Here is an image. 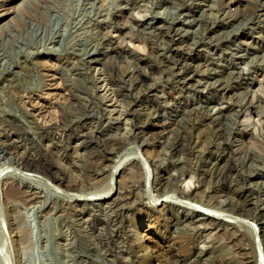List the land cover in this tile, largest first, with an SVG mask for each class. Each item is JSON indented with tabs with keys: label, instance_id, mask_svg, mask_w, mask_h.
I'll return each instance as SVG.
<instances>
[{
	"label": "rangeland",
	"instance_id": "rangeland-1",
	"mask_svg": "<svg viewBox=\"0 0 264 264\" xmlns=\"http://www.w3.org/2000/svg\"><path fill=\"white\" fill-rule=\"evenodd\" d=\"M262 218L264 0H0V264H264Z\"/></svg>",
	"mask_w": 264,
	"mask_h": 264
},
{
	"label": "bare ground",
	"instance_id": "bare-ground-1",
	"mask_svg": "<svg viewBox=\"0 0 264 264\" xmlns=\"http://www.w3.org/2000/svg\"><path fill=\"white\" fill-rule=\"evenodd\" d=\"M173 31V30H172ZM175 36V35H174ZM179 59V58H178ZM91 60V59H90ZM181 64H183V63H181ZM187 64V63H186ZM213 117V116H212ZM6 135V134H5ZM179 140V139H178ZM177 143V142H176ZM124 145H125V142H122V143H120V145H119V147H118V149L117 150H120L121 148H123L124 147ZM230 146V145H229ZM227 147V146H226ZM227 149V148H226ZM230 150V149H229ZM233 151V150H232ZM133 154V153H132ZM228 158H226L225 160H227V162L226 161H224V162H226L225 164H224V166L221 168L222 169V171L221 170H219V171H221V172H219L220 174L222 173V176H224V175H226L227 176V172H228V170H230L231 168H233V164H234V162H232V157L230 158V154H229V151H228ZM22 156V155H21ZM132 156V155H131ZM107 157V156H106ZM134 157H136V156H134ZM226 157H227V155H226ZM105 158V157H104ZM108 159H110L112 162L114 161V158H113V156H110V155H108ZM27 160L29 161V160H32V157H30V156H26V157H24L23 159H22V164H23V168H24V170H26L25 172H28V171H37L38 170V166H44V163H41V162H39V161H36V163L35 164H37L38 166L36 167V166H32V162L30 163L31 165H29L28 163H27V165L26 164H24L25 162H27ZM134 160V159H133ZM20 161V160H19ZM20 162V163H21ZM114 163V162H113ZM112 163V164H113ZM121 163V162H120ZM111 164V163H110ZM34 165V164H33ZM119 165V164H118ZM123 167V166H122ZM239 168V167H238ZM123 169V168H122ZM116 170L117 169H112L111 168V166H109V168L107 169V171H108V173H107V179H108V181L109 180H111V182H112V179L114 178V175H115V173H116ZM39 171V170H38ZM131 171V170H130ZM239 172V171H238ZM120 173V172H119ZM133 173V172H132ZM235 173V172H234ZM103 174V173H102ZM118 174V173H117ZM26 175V174H25ZM132 175V174H131ZM232 175V174H231ZM242 174H240V176H241ZM49 177V176H48ZM47 177V178H48ZM167 177V176H166ZM50 178V177H49ZM61 178V177H60ZM222 178V177H221ZM235 178V177H234ZM54 179H59V177L57 176V175H54ZM223 179V178H222ZM60 182V181H59ZM55 183V182H54ZM113 183V182H112ZM109 184V185H108ZM108 186H107V188L108 189H106V191H105V193L103 192V194H99V196H97L96 198H98V199H107V198H110V197H112V195L114 194V192L112 193V194H110V191L111 190H113V186H110V182H108ZM162 184V183H161ZM112 185V184H111ZM118 184H117V179H116V186H115V188H116V191H117V189H118ZM248 190V189H247ZM69 193H71V192H69ZM81 194V193H80ZM253 194V193H252ZM168 196V195H167ZM161 197V196H160ZM180 197V196H179ZM90 198V197H89ZM75 199H77V198H75ZM79 199V198H78ZM80 200V199H79ZM115 200V199H114ZM244 205V204H243ZM249 208V207H248ZM196 212H200L198 209H195V208H193ZM207 209V208H206ZM242 210V209H241ZM249 211V210H248ZM217 212V211H216ZM251 212V211H250ZM202 213V212H201ZM207 213V212H206ZM219 213V212H218ZM249 213V212H248ZM234 214V213H233ZM205 215V214H204ZM207 215V214H206ZM238 215V214H237ZM236 215V216H237ZM239 215H240V213H239ZM220 215H216V214H208V217H210L211 219H214L215 221H223V222H226V223H235V222H232V220H230V218L228 219V218H223V217H219ZM231 216V215H230ZM233 217H235V216H233ZM240 217H242L241 215H240ZM240 223V222H239ZM259 232H260V234L262 235V237L264 238V219L262 218V220H260V222H259ZM235 230V229H234ZM141 232H139V231H135L134 232V234H133V237H135L136 238V240H140V241H142L141 239H144V236L143 235H140V237H139V234H140ZM232 235V234H231ZM234 235V234H233ZM138 236V237H137ZM241 237V236H240ZM249 258V257H248ZM246 260V259H245ZM248 262H251V260L249 259V260H247ZM253 261V260H252ZM250 264H253V263H250Z\"/></svg>",
	"mask_w": 264,
	"mask_h": 264
}]
</instances>
